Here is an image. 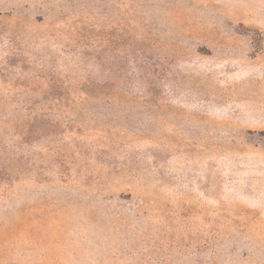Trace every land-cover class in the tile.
Returning a JSON list of instances; mask_svg holds the SVG:
<instances>
[{
	"label": "rangeland",
	"instance_id": "374dc122",
	"mask_svg": "<svg viewBox=\"0 0 264 264\" xmlns=\"http://www.w3.org/2000/svg\"><path fill=\"white\" fill-rule=\"evenodd\" d=\"M0 264H264V0H0Z\"/></svg>",
	"mask_w": 264,
	"mask_h": 264
}]
</instances>
